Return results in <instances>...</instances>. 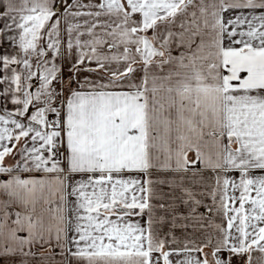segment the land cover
Here are the masks:
<instances>
[{
  "label": "snow or ice",
  "instance_id": "1",
  "mask_svg": "<svg viewBox=\"0 0 264 264\" xmlns=\"http://www.w3.org/2000/svg\"><path fill=\"white\" fill-rule=\"evenodd\" d=\"M0 21V264H264V0Z\"/></svg>",
  "mask_w": 264,
  "mask_h": 264
},
{
  "label": "crops",
  "instance_id": "2",
  "mask_svg": "<svg viewBox=\"0 0 264 264\" xmlns=\"http://www.w3.org/2000/svg\"><path fill=\"white\" fill-rule=\"evenodd\" d=\"M3 23H4V21H0V26H2V25H3Z\"/></svg>",
  "mask_w": 264,
  "mask_h": 264
}]
</instances>
